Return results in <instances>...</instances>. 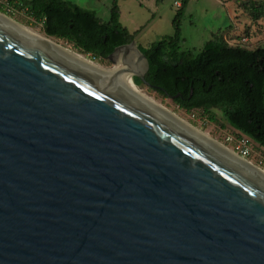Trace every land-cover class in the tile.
<instances>
[{"label": "water", "instance_id": "obj_1", "mask_svg": "<svg viewBox=\"0 0 264 264\" xmlns=\"http://www.w3.org/2000/svg\"><path fill=\"white\" fill-rule=\"evenodd\" d=\"M0 264H264V176L0 18Z\"/></svg>", "mask_w": 264, "mask_h": 264}, {"label": "trees", "instance_id": "obj_2", "mask_svg": "<svg viewBox=\"0 0 264 264\" xmlns=\"http://www.w3.org/2000/svg\"><path fill=\"white\" fill-rule=\"evenodd\" d=\"M6 1L40 22L45 36L63 40L90 58L106 59L139 31L129 32L120 23L119 0H112L106 21L70 0ZM187 3L180 0L171 35L146 47L136 44L146 57L147 86L185 111L218 108L236 136L264 147V47L231 45L217 32L199 51L182 49L179 26ZM238 7L251 21L264 18V0H238ZM133 82L141 83L136 76Z\"/></svg>", "mask_w": 264, "mask_h": 264}, {"label": "rangeland", "instance_id": "obj_3", "mask_svg": "<svg viewBox=\"0 0 264 264\" xmlns=\"http://www.w3.org/2000/svg\"><path fill=\"white\" fill-rule=\"evenodd\" d=\"M70 1L79 6L92 9L104 21L108 19L112 0ZM176 2H180V0H119V21L129 32L140 28L134 36V44L146 47L161 37L173 33L172 19L177 9ZM231 6L235 9L233 3H231ZM237 12L236 19L241 23V26L244 22L249 23L246 31H244L247 32V37H239V40L233 41L231 45H239L249 49H254L258 46L264 47V18L251 21L243 10L238 11L237 9ZM241 12L243 13L241 14ZM0 13L29 27L31 30L39 31L43 34L40 22L29 17L23 9L18 8L16 5L8 4L6 0H0ZM227 23L229 22L225 7L218 0H188L185 11L180 18L179 34L182 39L181 48L199 51L202 45ZM52 39L61 45L67 46L69 49L77 51L71 44L63 40ZM86 56L90 58L89 55ZM90 59L104 68L111 67L113 64L108 59ZM145 68L146 63L144 65ZM136 86L146 95L157 100L185 121L237 153L234 148L235 140H227L229 134L236 136V131L225 122L218 108H211L207 112L202 109L185 111L179 108L171 98L159 94L143 82ZM249 145L251 153L245 157V160L264 171V166L260 163L261 156H264V147H259L252 141H249Z\"/></svg>", "mask_w": 264, "mask_h": 264}, {"label": "bare ground", "instance_id": "obj_4", "mask_svg": "<svg viewBox=\"0 0 264 264\" xmlns=\"http://www.w3.org/2000/svg\"><path fill=\"white\" fill-rule=\"evenodd\" d=\"M0 18L7 21L8 23L20 28L21 30L37 37L38 39L56 47L57 49L105 72V73H119L123 74V80L124 83H126L130 88H132L136 93H138L141 97H143L146 101L157 107L159 110L173 118L175 121L186 127L187 129L191 130L192 132L198 134L208 142L212 143L213 145L219 147L220 149L224 150L234 158L238 159L257 173L264 176V171L260 168L256 167L254 164L250 163L249 161H246L244 158L240 157L237 153H235L233 150L229 149L228 147L224 146L223 144L217 142L215 139L211 138L208 134L205 132H202L200 129L196 128L189 122L182 119L180 116H178L175 112L167 108L166 106H163L160 102L153 99L152 97H149L146 95L142 90H140L133 82V73L131 68L134 67L136 70L144 71V65L145 62L143 60L138 59V54L134 48V46H129L127 48H121L116 52L115 60L111 67L104 68L100 66L99 64L95 63L93 60L88 58L86 55H83L77 51H74L72 49L67 48V46L61 45L56 40L45 36L39 31L31 30L29 27H26L17 21L13 20L12 18L8 17L5 14L0 13ZM144 69V70H143Z\"/></svg>", "mask_w": 264, "mask_h": 264}, {"label": "crops", "instance_id": "obj_5", "mask_svg": "<svg viewBox=\"0 0 264 264\" xmlns=\"http://www.w3.org/2000/svg\"><path fill=\"white\" fill-rule=\"evenodd\" d=\"M222 3L223 7H225L227 20L229 23L224 25V27L218 31L219 34L226 40L228 44H231L233 41H238L239 37H247L246 27L249 25V23H243L241 26V23L237 21L236 16L238 15V11L241 9L238 7V0H228L227 2H223L225 0H218ZM231 3L234 4L235 9L231 6ZM83 7V6H81ZM86 8V7H84ZM88 9V8H86ZM92 10V9H90ZM242 11V10H241ZM243 12H241L242 14ZM109 17V16H108ZM137 30V29H136ZM140 30V28L138 29ZM135 31V30H134Z\"/></svg>", "mask_w": 264, "mask_h": 264}, {"label": "built area", "instance_id": "obj_6", "mask_svg": "<svg viewBox=\"0 0 264 264\" xmlns=\"http://www.w3.org/2000/svg\"><path fill=\"white\" fill-rule=\"evenodd\" d=\"M180 2H176V6L179 5ZM242 40H244V38H242ZM235 140V150L237 151V154L244 158L247 157L248 155H250L251 153V147L249 145V139L244 136V135H239V136H234L232 135H228L227 136V140ZM260 163L263 164L264 166V156H261L260 158Z\"/></svg>", "mask_w": 264, "mask_h": 264}]
</instances>
